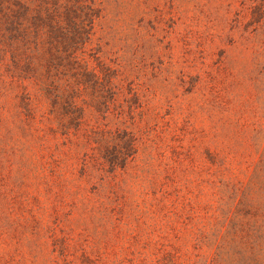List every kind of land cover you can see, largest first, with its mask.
Here are the masks:
<instances>
[{
  "label": "rangeland",
  "instance_id": "1",
  "mask_svg": "<svg viewBox=\"0 0 264 264\" xmlns=\"http://www.w3.org/2000/svg\"><path fill=\"white\" fill-rule=\"evenodd\" d=\"M96 1L76 106L43 92L35 45L0 52V264H238L264 199V0ZM129 134L113 168L96 137Z\"/></svg>",
  "mask_w": 264,
  "mask_h": 264
},
{
  "label": "trees",
  "instance_id": "2",
  "mask_svg": "<svg viewBox=\"0 0 264 264\" xmlns=\"http://www.w3.org/2000/svg\"><path fill=\"white\" fill-rule=\"evenodd\" d=\"M99 14L96 0H0V52L3 55L18 50L22 42L27 46L35 45L38 59L30 64L35 73L46 77L42 81L43 92L53 106L69 102L70 107H74L83 91L79 83L87 87L92 81L88 67L78 61L77 54L91 43ZM52 50L59 52L60 57L54 58L62 62L63 68L81 69L78 77L50 61L47 52ZM63 75L66 76L65 88L61 85ZM73 77L76 80L73 81ZM117 125L121 128V121ZM96 138L104 158L113 168L125 166L127 156L135 152L136 142L131 134L125 139L121 135ZM249 207L253 217L249 231L238 236L241 238L240 247L236 249L238 264H264V199H251ZM242 242L249 247L248 254Z\"/></svg>",
  "mask_w": 264,
  "mask_h": 264
}]
</instances>
